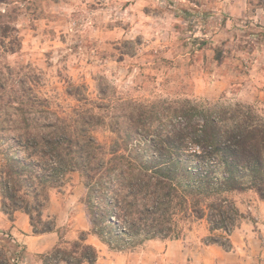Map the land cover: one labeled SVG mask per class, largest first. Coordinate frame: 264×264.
Wrapping results in <instances>:
<instances>
[{"label": "trees", "instance_id": "trees-1", "mask_svg": "<svg viewBox=\"0 0 264 264\" xmlns=\"http://www.w3.org/2000/svg\"><path fill=\"white\" fill-rule=\"evenodd\" d=\"M11 4L0 0V59L22 49L19 9ZM8 69L0 67V100H9V111L0 116L1 210L11 220L15 212L27 214L35 235L57 229L51 192L73 174L84 179L91 234L118 252L178 239L181 221L204 219L212 232L228 236L208 242L227 250L241 218L227 194L254 191L264 199V117L253 106L184 101L175 111L181 126L173 129L155 107L142 105L117 109L110 123L103 115L72 120L52 111L46 99L10 101L19 90L8 91ZM98 127H108L111 137L96 138ZM86 236L40 259L96 264L98 252ZM3 240L0 264H25L24 251L9 255Z\"/></svg>", "mask_w": 264, "mask_h": 264}, {"label": "rangeland", "instance_id": "rangeland-1", "mask_svg": "<svg viewBox=\"0 0 264 264\" xmlns=\"http://www.w3.org/2000/svg\"><path fill=\"white\" fill-rule=\"evenodd\" d=\"M11 3L19 9L22 49L0 59L11 71L8 91L19 90L10 101L46 99L60 116L81 121L103 115L107 123L117 109L155 107L170 129L181 126L175 111L184 101L241 103L264 117V0ZM7 101L0 100L1 117ZM93 135L111 137L108 127ZM86 193L84 179L73 174L51 192V204L62 212L83 206L87 214ZM193 223L181 221L179 237Z\"/></svg>", "mask_w": 264, "mask_h": 264}, {"label": "crops", "instance_id": "crops-1", "mask_svg": "<svg viewBox=\"0 0 264 264\" xmlns=\"http://www.w3.org/2000/svg\"><path fill=\"white\" fill-rule=\"evenodd\" d=\"M241 96L248 99L245 92ZM227 196L241 216L238 226L229 236L230 250L208 242L221 235L212 232L204 219L194 222L188 233L178 239L149 240L118 252L91 234V224L83 206L62 212L55 210L53 202L50 211L57 217V229L52 233L35 235L27 214L15 212L11 220L1 210V194L0 236L9 239V244L4 246L9 255L12 256L15 250L24 251L27 256L25 264H43L40 255L60 245L65 248L68 243L77 241L83 232L87 233L85 243L98 252L96 264H264V199L254 191L233 192Z\"/></svg>", "mask_w": 264, "mask_h": 264}, {"label": "built area", "instance_id": "built-area-1", "mask_svg": "<svg viewBox=\"0 0 264 264\" xmlns=\"http://www.w3.org/2000/svg\"><path fill=\"white\" fill-rule=\"evenodd\" d=\"M222 236H225L226 238L228 237L227 234L224 233V232H222ZM225 240H226V239H225ZM225 240H224V241H225ZM228 248H229V249H227V250H230V247H228Z\"/></svg>", "mask_w": 264, "mask_h": 264}]
</instances>
